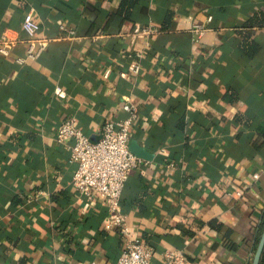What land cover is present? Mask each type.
Returning a JSON list of instances; mask_svg holds the SVG:
<instances>
[{"label":"crops","instance_id":"0c3cea01","mask_svg":"<svg viewBox=\"0 0 264 264\" xmlns=\"http://www.w3.org/2000/svg\"><path fill=\"white\" fill-rule=\"evenodd\" d=\"M117 5L0 0V42L4 34L16 41L0 52V264L118 258L111 213L72 185L76 163L56 129L74 116L97 141L106 119L127 115L126 95L138 106L129 146L143 161L121 200L132 235L154 250L152 264L167 249L193 264H251L264 225V27L251 28V54L241 31L264 13V0H143L130 19L112 16ZM31 8L50 44L20 63ZM168 10L169 29L131 40ZM208 15L197 38L193 25ZM132 50L143 53L138 76L127 67Z\"/></svg>","mask_w":264,"mask_h":264},{"label":"built area","instance_id":"2783aa9c","mask_svg":"<svg viewBox=\"0 0 264 264\" xmlns=\"http://www.w3.org/2000/svg\"><path fill=\"white\" fill-rule=\"evenodd\" d=\"M213 19L208 15L206 21L195 22L192 28L194 36L200 38L206 31L208 23ZM22 30L28 39V48L24 55L17 58L22 63L35 59L49 46L50 40L40 36L41 25L34 16V8L23 15ZM63 28V26H61ZM161 32L160 26L149 23L134 30L131 40L135 41L138 35L150 38ZM16 45L15 39L4 34L0 42V52L9 55ZM147 45L150 42L147 41ZM128 70L138 76L141 72V51L132 50L129 53ZM111 69L106 68L103 77L110 76ZM55 92L64 93L61 86ZM122 107L127 113L125 117L108 118L101 125V136L97 141H91L89 136L78 126L74 116L66 117L56 129V140L64 144L70 151V158L76 163L72 177V185L83 196L92 199L98 196L102 199L111 213L108 226L117 230L120 235L123 249L118 258L109 264H152L153 249L143 240L132 235L127 214L122 206V191L130 173L143 161L129 146V135L138 117V106L131 96L124 97ZM256 178L258 174L254 175ZM239 195L241 191L237 192ZM162 264H193L183 250L167 249L163 252ZM69 264H100L98 262H72Z\"/></svg>","mask_w":264,"mask_h":264},{"label":"trees","instance_id":"16d2710c","mask_svg":"<svg viewBox=\"0 0 264 264\" xmlns=\"http://www.w3.org/2000/svg\"><path fill=\"white\" fill-rule=\"evenodd\" d=\"M107 1H113V0H107ZM118 5L112 14V16H119L122 17V19H130L133 14L136 12H139L140 6L143 2V0H117ZM173 14L174 12L171 10H168L164 17L163 22L160 25L161 32L164 30H167L171 27L172 21H173ZM247 30L241 31L243 40H242V47L244 50L249 52V54L254 53L258 46L256 45L255 41L252 40V35L254 34L253 28L254 26L258 27H264V13L260 12L259 14H255L252 16L248 22L246 23ZM252 30V31H251ZM238 97L237 95H235ZM212 225L215 223H211ZM219 226V225H218ZM264 258V253H263Z\"/></svg>","mask_w":264,"mask_h":264},{"label":"water","instance_id":"95a60500","mask_svg":"<svg viewBox=\"0 0 264 264\" xmlns=\"http://www.w3.org/2000/svg\"><path fill=\"white\" fill-rule=\"evenodd\" d=\"M263 251H264V225H263V228H262L259 240H258L257 247L254 251L251 264H260Z\"/></svg>","mask_w":264,"mask_h":264}]
</instances>
